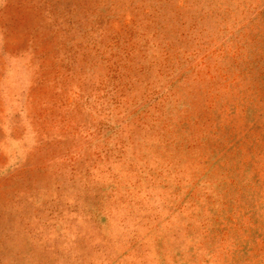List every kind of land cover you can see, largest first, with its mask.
I'll use <instances>...</instances> for the list:
<instances>
[{
  "label": "rangeland",
  "instance_id": "374dc122",
  "mask_svg": "<svg viewBox=\"0 0 264 264\" xmlns=\"http://www.w3.org/2000/svg\"><path fill=\"white\" fill-rule=\"evenodd\" d=\"M0 264H264V0H0Z\"/></svg>",
  "mask_w": 264,
  "mask_h": 264
}]
</instances>
